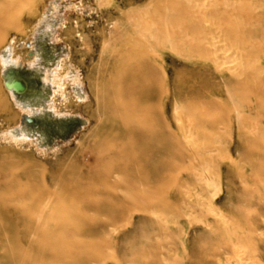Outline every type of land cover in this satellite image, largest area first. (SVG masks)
I'll list each match as a JSON object with an SVG mask.
<instances>
[{"label": "bare ground", "instance_id": "obj_1", "mask_svg": "<svg viewBox=\"0 0 264 264\" xmlns=\"http://www.w3.org/2000/svg\"><path fill=\"white\" fill-rule=\"evenodd\" d=\"M41 1L44 2V0H0V49L7 48L8 50H6L9 52L7 53L8 55H4L1 58L0 66H3V69L11 66L19 67L20 63L24 64L25 62L26 64L31 62L35 65L40 60L38 52L34 53L32 51L29 54L28 50L21 51L20 55L25 57L22 58L16 55L15 49L18 48V45H21L22 49H26L27 46L30 49L32 48L31 50L36 48V44L28 41L29 37H31L30 35H35L34 38H37V34L33 33H36L47 20V18L38 16V13V15L35 14L36 7ZM97 1L102 13L107 10L108 14L112 16L115 14L116 7L114 10L111 8L114 4L113 0ZM110 8L112 11L109 10ZM117 10L121 11V7L117 6ZM83 12L85 13L86 11L83 10ZM107 16L109 18V15ZM34 18L37 19L33 22ZM83 18L85 17H76L72 20L68 17L66 18V23L61 27V30L66 32V42L72 48L75 43L74 35L86 45L84 31L85 29H91L89 24L91 25L92 23H89L88 28H85L87 26ZM116 18H109L112 21L110 34L108 32L110 36L103 42L104 49L113 48V50L110 51L108 59L104 60L105 72L99 74L100 76L96 78L97 82H94L96 83L95 96L92 93L93 91L91 92V95L93 94L92 96L95 97L93 98L96 105V109L90 115V119L95 121V125L92 126V130L95 129V132L92 131L94 133L85 138L82 144H79V152L74 159L70 158L67 162L60 164L63 167L58 174H52L46 170L36 173L37 169H30L21 170L19 172L20 177H17L14 172L11 177L14 187L9 186L11 188L8 187L5 192H3V188V193L0 194V256L6 259L8 264H98L109 259L110 255L106 254V250L112 244L122 254L121 237L118 240L114 238L113 242L110 239L112 232L116 229L115 226H119L116 224L118 221L116 215L117 217L123 215V218L128 215L132 216V218L137 216L135 218L136 222L148 223L157 221L159 224L160 221L164 220L163 214H166L168 206V200L164 197V193L173 189L172 196L175 199L186 194H181L179 191L182 184L181 167L186 155H188L179 136V131L183 128H181V121L184 120L182 115L184 117L186 115H184L185 113L182 114L183 112H180L182 115L179 112H177L179 114L177 116L175 114L169 115L173 104L175 109L179 108V104H184L183 106L189 109L195 108L198 106V102L205 103L210 109L214 104L216 107L221 108V105L216 103L217 100L211 96H214L219 91L222 92L221 87L216 83L218 77L221 78L224 85L228 83L227 75L225 76L226 73L235 75L241 81L240 85L247 86L248 89L245 92L248 95L264 96V81L261 80V77L264 76V67L256 64V60H264V0H146L144 6L130 8L123 15H120L121 19L116 20ZM31 23V27L28 28L27 24ZM50 26L51 24H47V28L50 29ZM95 27L98 29L97 26ZM107 27H109L108 24ZM10 32H15L17 36L12 34V37L7 38ZM85 33L88 35V32L85 31ZM61 38L60 36L58 40ZM101 38L103 39V36ZM167 52L175 54L184 63L169 58ZM98 65L100 66V63ZM65 68L66 63L62 62L61 71ZM61 71L53 72V85L57 86L55 96L62 95L64 97L66 81H68L70 73L67 72V78H62ZM100 71L102 72V70ZM45 81H48V75ZM239 81L237 84H239ZM2 83L0 81V113L5 112L6 108L9 107L4 101ZM78 83H80L78 80L74 82L75 85ZM14 84L13 81L10 82L11 87H14ZM7 89L13 97L17 93L13 88ZM242 89L241 86V90L237 92L242 94ZM232 91L235 92L236 90L232 89ZM233 92L230 91L231 94L227 93L226 100L229 95L233 96V99L238 96V94L234 96L236 93L233 95ZM246 93L242 94L244 99ZM221 98H218V100L220 99L222 106H224L225 101L222 103L224 99L221 100ZM254 99L255 97H253ZM6 101L8 100L6 99ZM234 102L236 104V100ZM246 102L248 103V100ZM203 103L199 104L202 106ZM228 103L226 104L229 105ZM247 103L245 104L244 102L246 106L248 105ZM73 105L74 103L65 106V112H70V107H73ZM181 106V110L186 109ZM247 108L249 107L247 106ZM30 109H26L27 113ZM224 110L228 109L225 108ZM213 120L211 123L209 122L212 125L217 119ZM215 126L213 125V128ZM244 126V130L241 128V132L245 131L246 127L244 128ZM200 128L201 126H199ZM249 128L250 131L253 130L251 127ZM21 129L20 132H23ZM215 129L217 130V128ZM196 130L198 131V129ZM207 130L209 129L206 128ZM250 131L245 132V135L243 134L242 139H240L243 140L244 138L245 140L246 136L248 139V133L252 136L253 133ZM257 134L258 132L254 135L257 137ZM239 135L241 136L242 134ZM252 137L249 139L251 140ZM250 140L249 143H251ZM195 141L194 139L196 144ZM259 143L261 145L260 140ZM211 145L214 147L211 146L210 150L212 148L215 149V145ZM247 145L245 146L244 143V146H242L243 148L250 147ZM248 150L244 151V153L247 152L248 154ZM250 150L253 152V149L250 148ZM239 154L243 155L241 152ZM252 154L251 157H253ZM262 156L264 157V154ZM262 156L260 155V157ZM202 157L204 156L202 155ZM188 159L189 156L186 160ZM192 159L198 160V158ZM188 161L190 162V159ZM261 163V165H264V161ZM199 164L202 165L203 162ZM204 165L206 167V164ZM28 166L26 167L28 168ZM190 170L191 174H188L192 176V169ZM194 171L197 170L195 169ZM228 173L230 174L229 169ZM188 174L187 176H189ZM197 174L193 176L196 177L199 175ZM188 183L182 186L187 188ZM190 184L194 185L195 182L190 181ZM196 184L200 186L198 183ZM198 186L195 187L197 188ZM201 186L203 187V185ZM191 188L192 185L190 191ZM116 190H123L126 193L128 191L129 195L123 198L122 196L125 193L122 191L124 194L120 197V192L118 191V193ZM183 199L185 198L180 201H183ZM189 200L187 201L189 202ZM188 202H185V204ZM191 203L189 204L191 205ZM181 204L183 205V202ZM172 205L174 206L175 204L172 203L170 206ZM102 216L108 218L107 222L96 219ZM126 220L127 218L124 219L123 223ZM158 224L155 225L158 227ZM217 224L222 226V224ZM177 225L179 226V224ZM162 228L165 230V227ZM178 228L181 227L179 226ZM164 230L162 232H165ZM217 230L221 231L219 228ZM136 231L137 229H133V233L137 234ZM151 233L150 235L152 236L148 235L149 237L146 236V238L153 237ZM221 233L222 235L224 234L223 231ZM167 236L165 237L167 238ZM199 238L201 240V237L197 239L199 240ZM158 242H162V238ZM122 243L124 244V241ZM159 247L161 246L159 245ZM125 249L127 250V248ZM165 250L167 251V249ZM147 252L149 251L147 250ZM126 253L127 251L124 252V256H127ZM142 253V251L139 254L136 253V256L141 258L144 255ZM158 253L160 255L162 250L161 253L159 251ZM194 255L197 256L196 253ZM205 255L207 254H203L204 257ZM197 259L200 258L197 256ZM156 261L159 260L157 259ZM207 261L209 260L207 259ZM150 263L151 261L148 264Z\"/></svg>", "mask_w": 264, "mask_h": 264}, {"label": "rangeland", "instance_id": "obj_2", "mask_svg": "<svg viewBox=\"0 0 264 264\" xmlns=\"http://www.w3.org/2000/svg\"><path fill=\"white\" fill-rule=\"evenodd\" d=\"M145 1L146 0H113V3L115 5L113 4L111 8L114 10V8L116 7V12H114L115 14L113 16L108 14L107 10L106 11L104 10L105 12L102 13L97 5L98 4L97 0H44V2L43 1L40 2L41 5L39 4L40 5V6L38 5L39 7L38 6L36 7L37 12L35 10V14L36 15L39 14L38 16H40L41 18H45V19L47 18L46 23H43V25L39 28V30L36 33H33V34H37V38H34L35 35H30L31 37H29L28 42L31 41L32 43L36 44V48L31 50L32 48L30 49V47L27 46L26 49H22L23 47L21 45H18V48L15 49L16 51L15 53L16 55L21 56L23 58L24 56L20 55L21 51L24 52L25 50L26 51L28 50L29 54L32 51H34V53L38 52V54L40 55L39 58L40 60L35 65H33V63L31 62H28L27 64L25 62L24 64L20 63L19 67L11 66L3 69V66L2 67L0 66L1 69L0 81L3 82L2 84L4 85V86L2 85V89L4 92V101L6 102V104L9 105V107L6 108L5 112H3L4 111L3 110L2 111L3 113H0V191H1L0 194L5 192L9 186L14 187V185H12L13 181H11L12 180L11 177L14 172H15L14 174H16L17 177H20L19 172L21 170H30V169H37L35 171L36 173H39V171L42 170H46L49 173L58 174V172L62 171V167H63L60 166V164L67 162L68 160H70V158L74 159L77 156L79 152L78 151L79 144H82L85 138L89 137L91 133L95 132L94 131L95 129L92 130L93 128L92 126L95 125V121L90 119V115L92 111L96 109V105L94 104L96 83L94 82H97L96 78L97 76H100L99 74L105 72L103 65L104 60L108 59L110 51L113 50V48H108L107 50L104 49V43H103L104 40L108 38V36H110L109 34L112 23L110 19L111 17L114 18L117 17L116 20L121 19L120 15H123L125 11H128L130 8L144 6ZM206 1H211V0H206ZM216 1H220V0H216ZM117 6L121 7V11L117 10ZM111 8L109 9L110 11H112ZM83 10H85L86 12L84 13ZM45 13L46 15L44 16ZM107 15H109L110 19L108 18ZM68 17H70L72 20L76 17L77 18L85 17L83 18L84 23L87 26L85 28H88V24L92 23L91 25L89 24V28L91 29H85V31L88 32L87 33L88 35H86L84 31V37H86L85 38L86 45H84L81 41H79V39L75 37V35H74L75 43L73 45V48L70 46V44L66 42L67 41L66 32L62 31L61 27L66 23L67 21L66 18ZM36 19L34 18L33 22ZM107 19L109 20L107 21ZM93 22L94 25L98 27V29H96V27L93 25ZM47 24H51L50 29L47 28ZM107 24L110 28L107 27ZM31 25L32 23L27 24V27L30 28ZM103 28L106 30L104 31ZM102 30L106 33H104ZM100 31H102L103 34H101L102 32ZM12 34L14 36H17L15 32H10V35L7 36V38L12 37L13 36ZM59 35L62 37L60 40H58L60 37ZM98 35L100 36L98 37ZM102 36L103 39L101 38ZM6 49L7 48L0 49V61L4 55H8L7 53L9 52L7 51L8 49L7 50ZM100 53H102L105 56H103ZM69 55L71 56V58ZM167 56L169 58H173L177 62L184 63L182 59L178 58L173 53L167 52ZM33 58L35 59V57ZM62 62L66 63V68L63 71H61L60 69ZM99 63L100 66L98 65ZM256 64L264 67V60L261 59L256 60ZM100 70H102V72ZM54 71H59V72L61 71L62 78L64 77L67 78V72L70 73V77L67 79L68 81H66V87H65L66 90L64 97L62 95L55 96V91H57V86L53 85ZM47 75H48V81H45L47 80ZM225 76L227 77V81H228V83H226L225 85L220 77L216 79V83L221 87L222 92L219 91L214 96L213 95L211 96L212 98L217 100L216 103L221 105V108L216 107L214 104V106L211 107L210 109L208 106H206L205 103L198 102V106H196L195 108H190L191 111L189 108L183 106L184 104H179L178 105L179 108L177 107L178 109L177 108L175 109L174 107L175 105L173 104L171 111H169V115L175 114L177 116L182 112H183L182 114L185 113L184 115H186V117H184L181 114L184 120L181 121V128L182 127L183 128L181 131H179L180 132L179 136L182 141L183 147L187 150L186 151L184 149V151H186V153L188 154L186 155V158H188L189 156L190 162L188 161L189 159L186 160V158L183 161V166L181 167L182 184L180 187L181 189H179V191L181 194L182 193L188 194V195L185 194L187 197L185 195H181L180 198L175 199L172 196L173 189L164 193V197L168 200V206L166 208V214L165 215L163 214L164 220L160 221L159 224L157 223V221L156 222L152 221L148 223L136 222L135 218H137V216H134L132 218V216L130 217L128 215L129 218L128 216L127 217L124 216L123 218V215L122 216L118 215L119 217H121L119 219V217H117L116 215V218L118 220V221L116 220L117 221L116 224H118L119 226L118 227L115 226L116 229L113 231L114 233L112 232L110 239L113 242L114 238L118 240V238L121 237L120 245L123 246V248H121L123 250L122 254L119 253V251L116 250L117 248L115 249L114 245L112 244L111 246H109L110 248H107L106 250V254H108V256L110 255L109 259L103 262L101 261L98 264H119L120 262H121L120 264H124L125 262H127L126 264H148L150 261H151L150 264H154V263L156 264V262L157 264H163V263L189 264V262L190 264H195L196 260H198L196 264H201L203 260L204 261L202 264H211V263L212 264L213 263L214 264H264V167H263L264 165H261L262 164L261 162L264 161V157L262 156L264 154V144L262 146V143H264V126H263L264 96H257L254 94L248 95V93L245 92L248 89L247 86L240 85L241 81H239V79L236 78L235 75L231 73L229 74L226 73ZM13 77L17 80H21L22 82H24L26 86L25 90L22 93L20 94L16 93L14 97L8 91L6 86L7 82L9 83L14 80ZM263 77H261L262 81H264ZM87 78L90 80L88 81ZM77 80L80 81V83H78L79 85L76 84L77 85L76 86L74 82ZM238 81L239 84H237ZM221 85L224 87L222 88ZM232 86H235L236 88ZM241 86L243 88L242 94L246 93L245 99L243 97L244 95L237 92L241 90ZM91 88L92 90L89 91V89ZM232 89L236 91L233 92ZM230 91L233 92L232 93L233 95L236 93L234 96L238 94V96H236L237 99L236 97H234V99L236 100V104L234 102L235 100L233 99V96L231 95H229V97L226 100V97L228 96L227 93L231 94ZM91 92L94 94V96H92L93 94L91 95ZM217 97L218 98L222 97L221 100L224 99L222 103L225 101L224 102L225 105H227L226 103H228L229 100L228 103L229 105L225 107L228 110L230 109L229 111L224 110L225 105L223 104L224 106H222L220 99L218 100ZM253 97H255L254 99L255 101L253 100ZM6 99L8 101H6ZM243 100L246 101L248 100V103ZM239 101L243 107L240 106L241 104L239 103ZM244 102L245 104L246 103L248 104L247 106L249 108H247ZM71 103H74V105L73 107H70L71 108L70 112H65L64 107L71 105ZM199 103L200 104L203 103V105L201 106ZM180 106L183 107V109L184 108L186 109L181 110L182 108H180ZM204 108L206 109L204 110ZM26 109H30V111H28L29 114L27 113ZM194 109H196L197 111ZM204 111L205 113H203ZM177 112H179V114ZM193 116L195 117L194 119ZM212 119L214 120L217 119L216 121L213 120L214 123L220 122L219 124L213 123L214 126L216 125L215 128H217V130L213 128L212 124H210L212 122ZM193 120H195L194 123ZM245 124L246 126H244ZM204 125H206V127H204ZM199 126H201L200 128L201 130L199 129ZM243 126L244 128L245 127L246 128L245 131L241 132L242 130H244ZM192 127H194L195 129ZM249 127H251L253 130L250 131ZM206 128L209 129L207 130L208 134ZM20 129L23 132H20ZM189 129L193 131H190ZM196 129H198V131ZM238 129L240 130V132ZM248 130L251 133H253L252 136L254 134L256 135V133L258 132L257 137L255 135L252 137L251 134L248 133L249 138L252 137L251 140L249 138L247 139V136L245 140L246 141L248 140V142H246L244 138L243 140H241L243 134L245 135V132H247ZM238 132L239 134L242 135L240 136ZM23 133H25L26 135ZM259 135L260 137H258ZM184 137L185 140L187 138L186 142L184 140ZM194 139L196 140L195 141L196 144L194 143ZM249 140L251 141V143H249ZM259 140L261 142V145L259 143ZM244 143L245 146L248 143L250 147L243 148ZM211 144L215 145V149L212 148V150H210L212 146ZM245 148L249 150L251 148L253 149V152H251V150L250 151L248 150V154L247 152L244 153V151H247V149ZM240 152L243 155H240L239 154ZM200 153L202 154L200 155ZM250 153L251 154L255 153V154H252L253 157H251ZM190 154L192 158H198V160L196 159L197 162L196 160H193L191 158ZM202 155L204 157H202ZM260 155L262 157H260ZM198 162L199 163L203 162L202 164L203 166ZM204 164H206V167ZM26 166H28V168ZM190 166H192V168H190ZM194 168L197 171H194L195 170ZM190 169H192V176L189 175L191 174ZM228 169L230 174L228 173ZM187 174L189 176H187ZM194 174L198 175L196 176L197 179L196 177L193 176ZM185 175L186 177L189 178L186 179ZM229 175L231 179L229 178ZM184 178L185 180H183ZM202 180L205 182H203ZM230 180L232 181L230 182ZM184 181L189 182V183L187 182L188 183L187 188L183 187L184 184L185 185L187 184ZM190 181L191 182L194 181L195 184L194 185L190 184ZM196 183H198L200 186H198ZM230 183L233 185H231ZM191 185L192 188L190 191ZM201 185H203V187ZM195 186L198 187L196 188ZM116 191L120 192V197L125 193L124 196H122L123 198L129 195L128 191L127 193L126 191L123 190L122 191L124 193L120 190H116ZM117 192L116 194L118 195L119 192L118 193ZM182 198H185L186 200L183 199V201H180L182 200ZM187 200H189V202ZM184 201L188 203L185 204ZM181 202H183V205L185 204V206H183ZM172 203L175 205L170 206ZM189 203H191V205ZM105 218L106 217L102 216L96 219L102 222H107L108 218L106 219ZM122 218H123V222L124 219L127 218V220L125 221L126 224L121 221ZM176 223L179 224L181 228H178L179 226ZM217 223L222 224V226L221 225L218 226ZM155 224H158V227ZM160 224L163 225L162 227H165V230L164 228L161 227ZM159 225L161 228L159 227ZM152 228L153 229L160 228L161 230L154 229L156 232L158 231L156 235V232ZM216 228L217 229L219 228L221 231L219 232ZM224 228L226 229V231ZM133 229H137L136 231L137 234L133 233ZM150 230L152 231V233ZM163 230L166 233L162 232ZM222 231L224 232L225 235L224 234L222 235L221 233ZM150 233L153 234V237L148 239L149 236H152L150 235ZM163 235L165 236L168 235V236L166 238ZM146 236L148 237L146 238ZM198 237H201V240L200 238L198 240L197 239ZM161 238L163 243L158 242L159 240L161 241ZM167 239L169 240L166 241ZM123 241L124 244L122 243ZM195 241L197 242L195 243ZM151 242L153 244L155 243L156 244L153 245ZM191 242L193 246L191 245ZM158 243L161 247H159ZM125 248H127V250ZM164 248L167 249V251ZM196 248L198 252L201 254L199 253L197 254ZM214 248H216L217 251H215L216 249ZM154 249H156L155 250L156 252L154 251ZM147 250L150 252V254L151 253L152 254L150 255L149 252H147ZM126 251H127L126 253L127 256L126 255L124 256V252ZM141 251L143 252L142 254L144 255L141 256L142 255L141 254L140 255L141 258H140L139 256H136V253L139 254V252ZM158 251L161 253L160 255H158L159 254ZM133 253H135L134 257H133ZM169 253L171 256L169 255ZM195 253L200 259H197V256L194 255ZM203 254H207V255H205L204 257ZM148 255L149 257L150 256L152 257L149 258ZM132 258L133 259L135 258V260L133 261ZM157 259L160 261V263L159 261H156ZM207 259L209 261H207ZM161 260L163 261V263ZM0 264H8L6 259H4L2 256H0Z\"/></svg>", "mask_w": 264, "mask_h": 264}, {"label": "water", "instance_id": "obj_3", "mask_svg": "<svg viewBox=\"0 0 264 264\" xmlns=\"http://www.w3.org/2000/svg\"><path fill=\"white\" fill-rule=\"evenodd\" d=\"M13 82L15 83L14 84L15 86L11 87L10 82L9 83L7 82L6 83L7 88H13L17 92V94H20L25 90L26 86L24 82H22L21 80H17L14 78Z\"/></svg>", "mask_w": 264, "mask_h": 264}]
</instances>
